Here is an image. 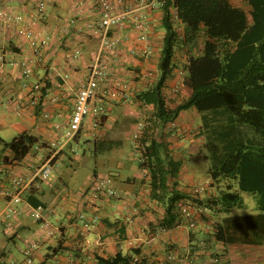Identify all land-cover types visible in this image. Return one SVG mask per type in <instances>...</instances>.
Here are the masks:
<instances>
[{
	"label": "crops",
	"instance_id": "obj_1",
	"mask_svg": "<svg viewBox=\"0 0 264 264\" xmlns=\"http://www.w3.org/2000/svg\"><path fill=\"white\" fill-rule=\"evenodd\" d=\"M75 3L76 0L50 3L45 17L38 24L37 28L50 36L51 44L44 52L43 59L40 61L32 59L33 74L30 81L45 82L46 87L39 97L38 105L26 107L20 116L14 114L12 101L17 97H25L27 90L21 85L22 78L16 62L25 58L29 50L21 38L11 33L4 38L0 34V57H2L0 58V132L2 134L10 129L15 132V136L28 133L37 140L23 158L14 159L12 151L3 146V141L6 140L0 136V213L8 202V198L2 191L9 185L12 172L17 171L28 179V185L21 194L22 201L16 205L18 213L0 225V264H23L22 250L31 242L35 244L32 264H36L43 260L47 253H51L60 239H62V247L59 252L48 258L49 264H95V254L108 256L117 250L126 253L130 249L137 251L132 253V258L137 255L141 264H177L175 258L178 255H189L194 262L215 258L216 261L213 264H264V241L227 244L215 242L209 236L212 228L210 219L205 222L197 216V226L188 229L185 226V219L178 217L173 225L166 226L163 231L159 233L154 231L153 234H149L151 230L147 229V225L149 222L155 223L158 217H162V209L156 206L160 212L158 217L150 211L142 212L143 204L148 199L146 182L148 177L146 170L140 169L137 164L136 167L135 165L132 167V171L138 169V173L142 172L141 181H138L134 175L124 174L123 166L117 167L114 171L111 169L112 174L115 175L112 177L113 185L123 197L111 198L98 204L100 223L88 235L91 239L89 248L81 249V238L74 222V215L80 210L88 213L92 211L90 203L83 195V189L64 196L60 192L54 193L53 197L43 189L44 181H40L39 178L32 180V176L48 159L51 160L50 175L56 174L65 162H70L71 167L75 166L77 160L82 161V157L77 154V151L73 154L71 150L75 148L81 137H84L85 141L89 140L88 146L92 144L90 141L92 136L103 135L111 139L112 137H109L107 133L112 132L110 131L112 124L126 123L125 121L129 120V118L123 120L121 112L132 114L134 117L138 116L140 120L145 116L146 110H151V107L140 106L133 101L123 104L119 99H110L114 103L106 105V117L100 128H92L91 119L87 117L79 130L77 141L68 142L59 147L51 146L52 142L62 140L61 126H65L70 119L75 92L79 83L85 78L87 66L92 62L99 48L98 35L93 34L92 30L85 26L86 22H94L98 18L96 7L86 3L76 11ZM8 4L12 5L16 11H28L30 8L29 4L21 5L19 0ZM128 4L134 12L118 31L119 39L114 48L103 51L102 60L108 65L109 77L125 82L132 96L134 91L147 88L159 77L157 63L163 29L159 5L141 6V0H128ZM134 15L146 20L147 36L150 41L148 54L144 53L146 43L137 37L138 31L133 24ZM65 26L67 32L64 33ZM108 35L115 36L114 29H110ZM77 50L80 53L74 57ZM183 54L184 51L178 52L177 59L183 60ZM54 71L66 75L65 78H58V86L54 85L50 79ZM164 85V90L178 100L186 99L189 95L190 89L175 73L170 80L164 82ZM183 86L186 87L185 93H181ZM102 100L97 102H103ZM101 102L100 104H104ZM43 110L50 112L49 118L43 117ZM189 118H195V126L199 124V115L193 108H189L181 112L174 121L166 123L162 131L157 133L159 139L165 144L169 137L168 127L172 123L181 125L180 139L169 141L167 147L174 159L183 162L180 170L173 176V181L178 183L177 187L182 185L187 189H191L195 181L188 172L190 169L187 168L185 161L191 157L194 145L201 143L199 138H193L186 131V128L190 126ZM130 124L133 126L132 123ZM132 126L129 128L130 132L135 128ZM123 129H126V126ZM126 131L123 134H126ZM104 168L107 167L103 166V172ZM92 170L87 181L92 175ZM48 180L49 178L45 181ZM27 196H30L31 200L33 197L34 202L39 201L46 207L44 211H47L48 219L57 229L55 235H48L46 229L30 215V209L36 205L28 202ZM133 197L135 199H132ZM132 202H135L137 211L134 214H128ZM245 214L248 213L238 212V216ZM128 216L130 220L127 219ZM32 219L34 224L31 223ZM122 225H124V232L119 233V227ZM130 239L133 242L132 245L129 244ZM203 239L206 241L204 248L199 243ZM170 252L175 256L173 261L166 258Z\"/></svg>",
	"mask_w": 264,
	"mask_h": 264
},
{
	"label": "trees",
	"instance_id": "obj_2",
	"mask_svg": "<svg viewBox=\"0 0 264 264\" xmlns=\"http://www.w3.org/2000/svg\"><path fill=\"white\" fill-rule=\"evenodd\" d=\"M160 2L163 35L157 63L159 77L131 97L134 103L151 107L138 121L143 126L134 147L137 166L145 169L148 177V199L142 212L150 211L158 217L156 206L162 209V217L147 225L149 234L158 226L169 227L178 217L183 218L177 207V202L183 201L193 206L195 217L211 220L209 236L215 242L264 241V0ZM180 51H184L183 60L176 57ZM174 73L190 89L186 99L178 100L164 90V82ZM189 108L199 115L195 135L203 142L211 180L207 194L200 197L193 193V186L177 187L173 176L183 162L169 153L167 144L173 140L168 137L164 144L157 134ZM101 125L98 121L97 129ZM79 132L72 141H77ZM36 141L32 135L21 133L3 141V146L12 151L14 159H21ZM92 142L91 156H97L96 142ZM106 169V174L100 175L95 167L90 178L115 176ZM241 192L253 195L256 213L238 216L237 210L245 207ZM111 198L100 197V203ZM26 199L34 207L46 209L33 197ZM95 210L98 213V206ZM118 232H124V225ZM61 240L36 264H49L48 258L62 247ZM201 241L206 245L204 239ZM133 252L137 251L95 254V264H130Z\"/></svg>",
	"mask_w": 264,
	"mask_h": 264
},
{
	"label": "built area",
	"instance_id": "obj_3",
	"mask_svg": "<svg viewBox=\"0 0 264 264\" xmlns=\"http://www.w3.org/2000/svg\"><path fill=\"white\" fill-rule=\"evenodd\" d=\"M18 0H0V34L5 38L10 33L21 38L27 44L29 54L21 61L16 62L22 78V87L27 90L25 97H17L13 99L12 108L16 116H20L23 110L28 106H35L39 103V97L46 87V83L42 81H30L33 74L32 59L40 61L44 57V52L51 44V38L46 32L39 30L38 24L45 17L46 9L52 2L60 0H19L21 5L29 4L28 11H16L9 2ZM75 2V1H73ZM86 3H91L96 7L99 14L94 22H86V27L92 30L93 34L99 37V48L92 62L87 66L85 78L79 83V86L74 95L73 108L68 123L61 126L62 140L52 142L51 146H61L71 142L76 133L80 130L87 117L91 119V127L97 129L99 119L106 113L103 104L97 100L104 98L119 99L123 104H128L131 101V92L129 86L120 79H112L109 77L108 65L102 60V53L105 49L112 50L119 39L118 31L124 26L130 15L134 12L129 6L128 0H76V11L80 6ZM160 0H141V6L155 7L160 5ZM174 18L176 15L174 13ZM71 22V21H69ZM134 28L138 31V38L144 41V53L150 52V41L147 36V23L143 18L133 16ZM110 29H114L115 36L108 35ZM63 32H67V27L63 28ZM79 50L74 54V57L79 55ZM2 59V57H0ZM55 72V71H54ZM181 75L182 72L178 71ZM66 75L55 72L50 78L54 85H59L58 78H65ZM53 100V98H52ZM44 118L50 117L48 110H43ZM143 123L138 122L136 130L133 132V138L138 135V130L142 128ZM169 138L176 141L180 139V131L175 128L172 123L168 127ZM75 151V148L73 149ZM50 159L45 161L32 176V180L39 178L40 181H45L49 178L51 172ZM145 171V169H144ZM28 185V179L17 171L12 172L9 185L2 191L3 195L8 198V202L0 213V225L9 217L18 213L16 205L22 201L21 194ZM208 187V183H194L193 193L200 194ZM83 195L87 202L91 205V212L80 210L74 215V222L78 228V235L81 238V249L87 250L91 245L89 238L90 232L94 231L100 223V217L96 212V208L100 203V197L118 198L121 199L122 194L113 185L112 178L109 176L91 177L88 181V187L83 190ZM132 199H135L133 197ZM177 207L181 217L185 219V226L188 229H193L197 226L195 212L189 203L183 201L177 202ZM137 211L135 202H132L131 209L128 212L134 214ZM30 215L38 221L47 231L48 235L52 236L56 233V228L53 227L47 215L44 214V209L41 206L32 207ZM130 220V216L127 217ZM164 228L158 226L156 233L163 231ZM153 236V235H152ZM129 244L133 242L130 239ZM200 246L204 248V243L201 241ZM35 249L34 243H29L22 250L23 264H32V252ZM174 254L168 253L167 259L174 260ZM177 264H213L215 258H209L207 261L194 262L189 255L178 256L175 258ZM14 264V263H12ZM130 264H141L137 255L131 258Z\"/></svg>",
	"mask_w": 264,
	"mask_h": 264
},
{
	"label": "rangeland",
	"instance_id": "obj_4",
	"mask_svg": "<svg viewBox=\"0 0 264 264\" xmlns=\"http://www.w3.org/2000/svg\"><path fill=\"white\" fill-rule=\"evenodd\" d=\"M186 92V87L181 88V93ZM107 98H104L101 103H104L103 106L106 107L108 103H114L113 100H110ZM123 111V110H122ZM148 110H146L147 112ZM106 112V111H105ZM120 113V112H119ZM121 118L124 120L125 118H129V120L125 121L126 123H117L112 124L111 130L112 132H106L109 137L112 138L109 139L107 136H92L91 140L96 142V151L98 152L97 156H91L93 153V142L90 145V147L87 145V143L84 140V137H81L79 139L78 144L75 146V150L77 151L78 155H81L82 161L79 162L77 160L75 166L71 167L70 162H65L64 165L59 169V171L56 174H51L49 176L48 181H44L43 189L47 192V194H52L54 197V193H62V195L70 194L73 192H76L79 189H86L88 187V181L87 177L90 175V171L97 167L99 174L104 175L106 172H103V166L108 167L109 169H112L113 171L117 169V167L123 166L122 170L123 173L126 175H134L136 178H138V181H141L143 178L142 172L138 169L135 171H132V167L137 164V155L134 151L135 143L137 139L133 138L132 132H130L129 128L132 126L130 123L133 124V128L136 127L137 122L139 121L138 116L134 117L132 114H127L125 112H121ZM106 116H102L99 121L100 124L105 120ZM131 119V120H130ZM190 119V118H189ZM193 119H190V126L186 128V131L190 135L193 136V138H196L195 132L197 130L198 124L195 126V123ZM193 122V123H191ZM101 125V126H102ZM145 125V124H144ZM126 129H123L125 128ZM179 129L181 128V125H176ZM9 128V127H6ZM135 129V128H134ZM127 130V131H126ZM182 130V129H180ZM124 131H126V134H123ZM106 134V135H107ZM0 136L2 139L9 141L15 136V132L13 130H5L4 133ZM201 143H196L194 145V151L191 153V157H188L186 162L187 168L190 170L188 172L191 173L193 181L196 183H208L211 181L208 173H207V161L204 159V153L205 149L203 146L202 140H200ZM70 152V151H69ZM71 153V152H70ZM73 153V152H72ZM71 153V154H72ZM74 154V153H73ZM77 156V155H76ZM78 157V156H77ZM112 164V165H111ZM95 166V167H94ZM128 166V167H127ZM184 169H186L184 167ZM104 170L107 171V169L104 168ZM93 174V170H92ZM207 194V189L204 190L202 193H200V196H204ZM241 196L243 197L245 207L237 212L241 213H255L257 212L255 208V199L253 195L247 192H241ZM1 207V204H0ZM1 210V209H0ZM45 214H47V211H44ZM201 216L199 215V218ZM31 222V220H30ZM32 224H34V220L32 219ZM19 243V241H18ZM21 244V242H20Z\"/></svg>",
	"mask_w": 264,
	"mask_h": 264
}]
</instances>
